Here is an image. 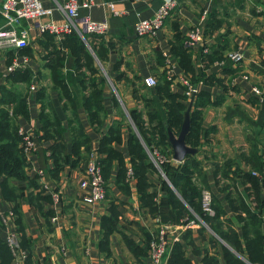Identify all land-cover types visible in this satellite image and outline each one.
Wrapping results in <instances>:
<instances>
[{"label":"crops","instance_id":"crops-1","mask_svg":"<svg viewBox=\"0 0 264 264\" xmlns=\"http://www.w3.org/2000/svg\"><path fill=\"white\" fill-rule=\"evenodd\" d=\"M40 1L43 6L52 8V13L35 21L21 19L17 24L29 30L30 51L0 49V89L5 86L25 91L28 115H17L18 128L33 133L35 139V148L26 155L25 166L26 174L34 176L35 186L27 180H13L22 191L16 200L5 198L0 188V264H153L147 245L157 233L159 222L171 228L172 244L177 240L183 241L182 234L189 228L194 241L205 244L209 253L216 255L218 264H225L221 244L227 247L228 244L219 240L212 229L207 227L214 240L206 243V237L202 238L198 233V226L175 228L180 221L163 219L171 213V206L163 204L161 213L157 215L142 208L130 168L126 178L117 182L119 163L116 157L106 168L107 188L103 200L85 203L82 200L84 190L79 182L89 153L93 151L99 155L100 136L114 119H122V114L125 118L121 125V139L114 145L119 149L125 166L130 165L127 140L130 128L134 131L136 128L128 109L144 110L142 94L150 98L164 73L169 77L170 89L182 93L184 78L192 80L199 77L203 79V82L199 80L200 89L208 93L209 98V103L202 108V126L210 131L201 137L202 143L195 153L201 160L205 189L219 199L225 209L224 216L239 231L240 222L225 197L227 189L221 187L233 182L247 201L254 199L250 182L234 170L243 173L253 169L250 161L243 157L250 147L255 145L260 160L264 150V0H173L174 5L163 25L154 34L143 35L135 32L134 24L152 17L164 0H76L79 16L106 19L108 24L107 32L100 35L106 48L102 66L106 76V83L102 86L105 114L101 125L95 127L90 124L82 107V89L77 79L74 82L66 80L75 110L50 80L45 64L48 53L46 34L39 31L37 24L50 19L62 22L66 16L58 5L63 0ZM204 9L208 10L204 22L205 42L194 47H182V39L197 24ZM6 25L7 19L0 9V28ZM52 35L53 42L58 45L61 38ZM232 51L241 54L238 61L229 57ZM116 62L118 68L114 67ZM13 63L16 67L11 70L9 67ZM24 68L32 72L29 86L12 78L16 70ZM119 72L124 76L118 78ZM133 75L137 76L134 83L128 79ZM147 76L155 77L157 82L146 85L144 78ZM134 86L138 88V96L133 93ZM41 87L45 88V102L65 127L63 136L67 151L71 146L73 124L70 122L74 123L75 117L90 139L86 158L76 166L66 163L57 175L51 173L54 161L45 150L52 140L35 138L41 111V101L36 93ZM254 87L259 88V92H255ZM156 122L153 119L150 124ZM170 161L179 162L173 159L172 153ZM225 161L227 164H223ZM221 166L223 171L216 172L215 169ZM159 171V174H148V190L156 192L158 201L166 194L160 178L172 186L161 169ZM224 173L228 176L225 177ZM124 187L126 189L123 190ZM54 194L58 196L57 200ZM260 194L264 195L262 190ZM112 205L118 213H113ZM263 210L262 207L260 212ZM105 217L115 218L112 228L105 227ZM262 229L264 233L263 222ZM9 238L14 240L13 247L8 243ZM186 254L195 264H203L201 254L193 253L188 245Z\"/></svg>","mask_w":264,"mask_h":264},{"label":"trees","instance_id":"trees-1","mask_svg":"<svg viewBox=\"0 0 264 264\" xmlns=\"http://www.w3.org/2000/svg\"><path fill=\"white\" fill-rule=\"evenodd\" d=\"M45 34L47 39L45 45L48 46L45 64L53 86L67 99L71 109L75 110L73 96L66 80L74 82L77 79L76 81L82 89L81 104L87 113L89 122L93 127L100 126L105 114L102 104V86L106 83V76L102 69L103 61L106 58V48L100 35L86 33L87 41H85L73 31L65 34L60 43L56 45L53 42V35L49 32H45ZM96 39L97 42H95ZM181 43L183 47V39ZM29 51L28 45L20 48V52L28 53ZM67 63L70 66H66ZM114 67L118 68V62L114 64ZM107 73L109 72L107 71ZM122 76L124 73L119 72L118 78ZM12 78L29 86L32 81V72L28 68L16 70ZM128 79L134 83L137 76L133 75ZM199 80L203 82V79L199 77L192 78L190 81L196 83ZM169 84V77L164 73L154 86L150 98L142 94L145 109L136 107L128 109L129 116L136 128L135 131L130 128L131 131L128 135L127 148L130 159L128 167L125 166L119 149L114 145L121 139L120 131L125 115L122 114V119H114L100 136L97 152L105 179V187L107 188L106 168L110 166L112 158L116 157L119 163L117 182L126 178L127 170L130 168L129 172L135 179L137 198L142 208L157 215V213H161L163 204L171 206V213L163 219L173 222L181 221V217L182 219L185 217L191 219L199 216L207 224V226L199 225L197 227L201 237H206L204 240L206 243H211L214 240L213 234L207 230L209 227L235 251L244 254L250 262L264 264V233L260 216L262 212L260 210L264 207V195L260 194L262 190L260 179L253 175L251 170L243 173L234 170L250 182L254 193V205L245 199L233 182L226 183L221 187L227 189L225 197L236 219L240 222L239 231L232 221L224 216L225 209L213 194V214L203 211L202 191L206 187V182L201 170V160L197 158V153H188L179 162L170 161L172 148L168 139L167 127L175 133L179 132L183 111L188 103L185 102L187 95L170 89ZM137 90L138 88L134 86L133 93L136 96H138ZM0 91V188L5 198L16 200L22 195V191L18 185L12 182L13 180H27L29 184L35 186L34 176L29 177L25 172L26 152L20 145L22 135L19 133L17 122L18 114L28 115L26 93L23 89H12L5 86L1 87ZM36 97L41 101V111L39 115L40 127L35 132V138L52 140L45 150L54 161V166L50 169L51 173L57 175L66 163L76 166L86 158L90 146L89 135L75 117L73 119L75 122H70L73 124L71 126V146L67 151L63 136L65 127L45 102L44 87L37 90ZM208 103V93L200 89L191 105L193 108L190 111V126L185 135V142L190 146L200 148L201 137H205L206 133L210 131L209 128L202 126V108ZM153 119H156L157 122L151 125ZM243 157L250 161L254 169H261L262 163L256 153L255 145L250 147L248 154ZM227 162L225 161L223 164H227ZM222 168L223 166L217 167L215 171L221 172ZM160 169L172 186L164 178H160L161 186L165 189L166 194L158 201L156 192L148 190L150 185L148 174H159ZM224 176L228 175L224 173ZM123 183L125 184V182ZM122 189L124 190L126 187ZM111 208L114 214L118 213L113 205ZM114 220V217H105V227L112 228ZM192 234V230L188 228L182 234L183 241H174L169 249L165 264H195L186 254V245L190 246L193 253L201 254L203 264H218L216 255L209 253V248L205 244L196 243ZM150 240H148L147 253ZM221 254L225 264H245L237 253L223 244H221Z\"/></svg>","mask_w":264,"mask_h":264},{"label":"built area","instance_id":"built-area-1","mask_svg":"<svg viewBox=\"0 0 264 264\" xmlns=\"http://www.w3.org/2000/svg\"><path fill=\"white\" fill-rule=\"evenodd\" d=\"M60 9L65 13L66 19L62 22L57 20H47L38 22V29L41 32H49L62 38L65 34L75 31L82 39L86 40V33L104 34L108 30L106 19H93L89 15H78V2L76 0H63L58 4ZM112 5V4H111ZM174 5L173 0H164L162 5L156 10L155 14L150 18L140 19L134 24V30L138 35L154 34V32L163 25L165 17L168 15L171 7ZM0 9L7 19L6 27L0 28V49L22 48L29 43V30L27 27H19L17 24L21 19L35 21L43 15L52 13V8L45 7L40 0H2ZM208 16V10L204 9L200 15L197 24L191 27L186 34L183 44L185 47H194L199 43H204V22ZM207 51V47H204ZM229 57L238 61L241 54L238 51L229 52ZM16 67L15 63L10 65L13 70ZM146 85H154L156 79L153 76L144 78ZM184 88L183 93L187 95V99L193 96L200 90L201 81L196 83L189 79L182 80ZM34 87L33 85L31 86ZM255 92H259V88L254 87ZM19 133L22 135L20 145L26 152L30 154L35 148L34 135L31 132H25L19 128ZM261 169H251V173L257 176L261 182V189L264 194V150L261 154ZM80 187L84 190L82 200L85 203L93 204L105 198V179L102 175V169L96 152L91 151L87 163L85 164L83 177L80 179ZM55 200L58 196L54 194ZM212 193L208 189L202 191V209L205 213L213 214L212 209ZM253 205V203H251ZM264 208V207H263ZM262 222L264 223V210L261 214ZM199 225L207 226L206 222L196 216L195 218L181 219L180 223L175 225V228L195 227ZM176 240V239H175ZM171 228L160 223L157 228V233L149 242L148 254L153 264H165L167 253L172 245ZM8 243L13 247L14 240L8 239ZM247 264H255L246 260Z\"/></svg>","mask_w":264,"mask_h":264},{"label":"water","instance_id":"water-1","mask_svg":"<svg viewBox=\"0 0 264 264\" xmlns=\"http://www.w3.org/2000/svg\"><path fill=\"white\" fill-rule=\"evenodd\" d=\"M193 103V96L190 97V100L183 112V119L181 123L180 130L175 134L171 129L167 128L168 139L172 146V157L177 161H181L186 154L195 153L196 147L190 146L185 142V135L189 130L190 126V108Z\"/></svg>","mask_w":264,"mask_h":264},{"label":"rangeland","instance_id":"rangeland-1","mask_svg":"<svg viewBox=\"0 0 264 264\" xmlns=\"http://www.w3.org/2000/svg\"><path fill=\"white\" fill-rule=\"evenodd\" d=\"M250 203H253V205H254V201L253 200H251V202ZM214 235H216L217 236V238L219 239V240H223L220 236H218L216 233H213ZM224 244V243H223ZM228 248H230L232 251H234L235 253H237L238 255H239V257L245 262V264H247L246 263V260L247 261H249L248 260V258L244 255V254H240V253H238L237 251H235L231 246H229L228 245Z\"/></svg>","mask_w":264,"mask_h":264},{"label":"bare ground","instance_id":"bare-ground-1","mask_svg":"<svg viewBox=\"0 0 264 264\" xmlns=\"http://www.w3.org/2000/svg\"><path fill=\"white\" fill-rule=\"evenodd\" d=\"M98 35H102V34H98ZM212 204V203H211Z\"/></svg>","mask_w":264,"mask_h":264}]
</instances>
